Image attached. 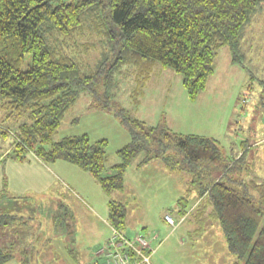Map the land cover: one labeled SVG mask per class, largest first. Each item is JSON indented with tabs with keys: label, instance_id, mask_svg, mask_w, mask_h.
<instances>
[{
	"label": "trees",
	"instance_id": "16d2710c",
	"mask_svg": "<svg viewBox=\"0 0 264 264\" xmlns=\"http://www.w3.org/2000/svg\"><path fill=\"white\" fill-rule=\"evenodd\" d=\"M264 0H0V108L16 128L8 158L31 156L45 164L64 161L90 174L109 196L124 192L128 168L169 151L192 174L197 215L213 209L227 250L243 264H264V184L235 178L237 163L213 138L185 135L165 123L149 126L113 102L111 90L122 69L150 77L154 67L182 77L191 101L207 89L219 51L228 47L240 65L242 40ZM99 51L94 64L90 52ZM30 65L23 69L26 56ZM157 63L159 65H157ZM94 107L113 112L131 137L108 165L107 140L88 135L55 136L82 94ZM4 139L10 137L1 132ZM184 168V167H183ZM248 176V175H246ZM0 192V264H30L32 247L21 248L28 229L10 208L16 198ZM254 189L255 193H252ZM9 207L11 211H8ZM110 226L124 232L126 204L111 199ZM180 215L187 212L182 209ZM125 233V232H124ZM126 234V233H125ZM20 236V237H19ZM132 239V238H131Z\"/></svg>",
	"mask_w": 264,
	"mask_h": 264
},
{
	"label": "rangeland",
	"instance_id": "374dc122",
	"mask_svg": "<svg viewBox=\"0 0 264 264\" xmlns=\"http://www.w3.org/2000/svg\"><path fill=\"white\" fill-rule=\"evenodd\" d=\"M242 55L240 65H232L229 48H222L215 73L196 101L189 99L182 77L172 69L154 67L148 78L142 73L136 75L131 68L122 69L115 79L116 87L111 90L113 102L149 126L160 123L159 115H169L174 131L214 138L227 157L244 149L234 176L245 179L248 187L252 182L261 185L264 182V4L246 29ZM98 57L99 51L92 50L91 64ZM30 60L27 55L24 70L28 69ZM114 115L94 107L90 96L83 93L66 115L55 140L82 135H88L91 142L107 140L108 165L116 164L120 161L118 151L131 137ZM4 119L0 108V149L5 152L14 140L16 128L8 121L2 123ZM2 131L10 137L4 139ZM167 155L153 158L140 171L135 165L145 154L138 155L126 172L124 192H113L110 196L90 174L76 166L64 161L46 164L64 186L60 203L54 196L45 198L37 194L35 198H17L10 205L14 212L20 210L28 221L24 242L20 236L18 242L32 247L30 264H106V256L97 258L96 253L100 247L107 248L106 240L111 236L108 226L111 199L126 204V235L133 238L142 234L150 241L155 250L153 264H243L228 252L213 209L207 207L199 215V209L191 212L197 202L194 199L197 189L191 183L194 177L182 167L176 151L171 150ZM251 191L255 193L254 189ZM52 201L56 203L54 208ZM182 209L187 212L185 216L179 213ZM167 214L178 223L176 228L165 220Z\"/></svg>",
	"mask_w": 264,
	"mask_h": 264
},
{
	"label": "crops",
	"instance_id": "0c3cea01",
	"mask_svg": "<svg viewBox=\"0 0 264 264\" xmlns=\"http://www.w3.org/2000/svg\"><path fill=\"white\" fill-rule=\"evenodd\" d=\"M231 64L233 65L232 62ZM137 119L141 120L140 118ZM169 119H171V116L169 115H159L157 121H160L159 124L165 123L171 130H173V126H171ZM154 123L156 122H153V126L158 125ZM174 132L182 133L179 131H174ZM251 147H253V145ZM12 148L13 146L11 144L10 147L5 152L4 150L0 149V192L3 190V183L6 180L7 192L9 193V195L15 197L16 199L25 198L29 196L35 198L37 197V194H39L40 196L45 198H47V196L48 198L49 196H54V200L57 203H60V198H61L60 195L63 194L62 191L64 190V186L62 185L58 176L55 175L54 172H52L49 166H47L45 163H43L42 161H40L39 159L33 156L29 157L27 161L23 163H19L8 158V154L12 151ZM236 153L237 152H235L232 155V157H228V158L236 161L242 156L243 153H245V150L244 149L239 150V153L237 155ZM140 163H137L135 165V168L138 171L142 170V168L145 166V165L140 166ZM262 164H263L262 168L264 169L263 167L264 162ZM254 168H257V166L255 165ZM249 174L250 172H248L246 175ZM262 184H264V182ZM125 188H126V184H125ZM55 191H58L59 193H55ZM50 203L52 204L51 208H54L56 203H54V201ZM6 209L8 211H11L9 207H6ZM19 211L20 210H15L14 213L22 215V213H20ZM108 226H110V224ZM110 237L111 236L107 238L106 240L107 243ZM28 245L29 244L26 243L24 245H18V246L21 248H26L28 247ZM102 250L103 249L101 247L97 250L96 253L97 258L104 257V254H102ZM6 264H19V263L17 260H13Z\"/></svg>",
	"mask_w": 264,
	"mask_h": 264
},
{
	"label": "built area",
	"instance_id": "2783aa9c",
	"mask_svg": "<svg viewBox=\"0 0 264 264\" xmlns=\"http://www.w3.org/2000/svg\"><path fill=\"white\" fill-rule=\"evenodd\" d=\"M165 220L175 228L178 225L170 214L165 216ZM154 252L150 241L142 234L131 239L112 226L107 248L102 250V254L106 256V264H153Z\"/></svg>",
	"mask_w": 264,
	"mask_h": 264
}]
</instances>
